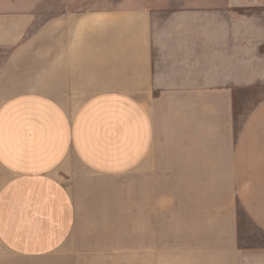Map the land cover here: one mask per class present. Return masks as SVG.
<instances>
[{
    "label": "crops",
    "instance_id": "1",
    "mask_svg": "<svg viewBox=\"0 0 264 264\" xmlns=\"http://www.w3.org/2000/svg\"><path fill=\"white\" fill-rule=\"evenodd\" d=\"M223 18L209 0H0V264L121 249L129 176L139 264H264V99L238 122Z\"/></svg>",
    "mask_w": 264,
    "mask_h": 264
},
{
    "label": "rangeland",
    "instance_id": "2",
    "mask_svg": "<svg viewBox=\"0 0 264 264\" xmlns=\"http://www.w3.org/2000/svg\"><path fill=\"white\" fill-rule=\"evenodd\" d=\"M209 2L212 9L222 11L225 17L213 22L220 24L222 40L229 45V54L233 56V52L235 56L240 54L241 59L245 58L246 87L236 89L234 99L240 122L249 110L264 99V0ZM6 54L7 51L1 56L6 57ZM123 183L120 187L123 202L119 204L120 217L116 220L120 234L111 236L121 249L109 252L108 255H99L98 258L85 259L84 264H139L131 176L126 177ZM243 218L241 216L242 221Z\"/></svg>",
    "mask_w": 264,
    "mask_h": 264
}]
</instances>
